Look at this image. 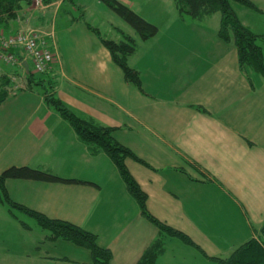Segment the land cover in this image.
Segmentation results:
<instances>
[{"label":"crops","instance_id":"0c3cea01","mask_svg":"<svg viewBox=\"0 0 264 264\" xmlns=\"http://www.w3.org/2000/svg\"><path fill=\"white\" fill-rule=\"evenodd\" d=\"M125 2L159 27V34L141 42L129 59L146 94L125 80L99 38L74 22L57 30L61 62L54 71L61 77L60 98L82 116L115 127V139L147 163L125 160L155 217L190 236L201 250L191 247L208 261L226 258L264 224V77L250 73L251 86L235 46L217 35L219 23L182 21L174 12L159 26L137 9L136 0ZM232 7L244 25L261 29L258 19L249 23L239 13H248L246 6L233 2ZM28 9L23 24L11 21L12 30L24 24L47 27L50 10ZM11 95L20 97L16 107L0 105V172L31 165L92 182L9 179L11 198L98 235L97 222H107L110 232L102 245L112 250L113 262L135 264L159 229L141 215L110 157L91 154L39 93ZM69 159L80 171L64 176ZM102 162L113 165L115 184L103 181ZM92 166L95 171L84 172ZM0 205V215L9 213Z\"/></svg>","mask_w":264,"mask_h":264},{"label":"trees","instance_id":"16d2710c","mask_svg":"<svg viewBox=\"0 0 264 264\" xmlns=\"http://www.w3.org/2000/svg\"><path fill=\"white\" fill-rule=\"evenodd\" d=\"M57 1L60 3L55 12L51 10L49 17L47 16L49 18L47 27L30 28L25 24L18 27L20 23L26 20L22 13L26 7L29 8L28 11L30 12L33 9H40L41 12H44L46 9L50 10L52 4ZM65 1L42 0L45 7L37 8L35 0H0V23L7 27V29L0 27V36L8 40L25 35L33 29L47 31L50 32V35L45 36V48L54 54L50 68L43 73H37L34 71V67H31L33 66L31 64L32 58L26 55L22 45L6 47L0 44V53L12 54L15 60L13 63L7 62L0 57V105L10 94H16L20 91L38 92L43 96L47 105L72 126L77 137L88 146L91 154L103 152L110 157L127 190L137 202L141 215L159 229V235L148 245L135 264H156L157 258L166 249L167 237H178L184 243L201 250L190 236L164 223L148 210L147 194L128 169L125 160L132 158L137 162L146 165L147 163L129 147L115 139L113 136L115 127L103 125L90 116H82L56 95L55 87L59 78L54 68L58 67L56 64H60L61 55L55 21L56 11L59 12L62 3ZM232 1L262 12L253 0H174V7L180 20L187 22L205 23L208 17L219 12L220 21L217 35L224 42L235 46L239 67L247 75L251 86L254 87L250 73H257L264 77V49L261 45V42H264V33H257L249 26L244 25L232 7ZM99 2L120 16L133 28L139 38L119 26H115L119 36L108 37L102 34L97 26L87 21L83 13L78 16L72 15L69 24L74 22L85 24L109 50L113 61L122 69L125 80L146 94L142 85L141 73L130 64L129 59L138 50L141 42H148L159 34V27L122 0H99ZM22 17L23 21L18 22L17 20ZM11 21H16L15 24L18 25L16 30H12ZM40 45H42L41 48H44V41H41ZM24 58H28L30 65L28 70L20 64ZM20 77L26 81L24 87H16L15 81ZM9 179L83 184H92V182L79 178L63 177L31 165H12L0 172V203L8 207L11 216L18 220L24 229H31V227L19 218L18 212L26 213L38 222L40 229L46 232L44 239L57 240L62 238L87 248L91 254L90 264H115L112 250L97 243V234L68 220L50 218L44 213L12 199L6 187ZM62 259L67 260L66 257ZM212 259L223 264H264V224L256 229V237L242 243L230 256L226 258L212 257Z\"/></svg>","mask_w":264,"mask_h":264},{"label":"rangeland","instance_id":"374dc122","mask_svg":"<svg viewBox=\"0 0 264 264\" xmlns=\"http://www.w3.org/2000/svg\"><path fill=\"white\" fill-rule=\"evenodd\" d=\"M122 1L125 2L126 0ZM136 2L137 9H139L141 12L147 13L148 17L153 19V21L156 22L158 25L159 23H164V21L169 18L171 13L176 12L173 0H136ZM233 2L234 1H232V3ZM257 3L258 5H260V7L264 8V0H257ZM58 4V1L53 3L50 11L54 10L55 12ZM246 8H248V13H239H241L242 17L246 18L249 23H253L256 21V19H258L259 22L262 24L260 26L261 29H253L254 31H260L264 33V12L256 11L250 7ZM34 10V12H36L37 14L41 12L40 9ZM81 13L84 14V17L87 21L97 26L102 32V34L108 37L119 36L118 31L115 28V26H119L125 31L130 32L131 34L139 38L137 33L133 30V28L130 27V25H128L123 19H121L120 16H118L111 9L106 7L104 4L100 3L99 0H66L65 2H63L59 12L56 11V29L59 31L60 29L64 28L67 24H69L72 15L78 16ZM249 14H252L254 17L247 18ZM207 20L212 23L216 22L218 24L220 21V13H215L214 15L208 17ZM17 21L22 22L23 17L21 19L19 18ZM21 24L23 23H20V25ZM81 24V26H85L83 25V23ZM0 27H4L5 29H7V27L3 26V24L1 23ZM263 43L264 42H261V45ZM58 78V84L55 89L57 91L56 95L60 97V93L58 90L61 79L60 75H58ZM15 83L16 87H24L26 85V81L23 77L17 78ZM62 92L63 91H61V93ZM19 98L20 97L16 95L9 96L7 102L4 101L1 105L2 108L16 107L13 104L14 102H17ZM53 112L56 113L54 109ZM66 165L67 170L63 172L64 176L70 173L71 171H74V169L75 171H80L79 165L75 166V163L70 159L64 164L63 170L66 168ZM112 166L102 162L100 166H98L100 168H98V171L102 175L103 181H111L115 184L114 181L116 180L115 178H113L112 174L114 167ZM86 169L92 172L95 171L96 167H85L84 172L86 171ZM4 206L8 209L6 205ZM18 215L21 220L26 222L31 227V229H23V227H21V225L19 224V221L13 218L9 213L4 212L3 215H0V264H86L85 262L91 261V254L87 248L76 245L75 243L62 238H59L57 240L44 239L46 232L40 229L38 222L33 217L23 212H18ZM107 225L108 223L104 221L97 222L96 231L100 232V235L97 234V243L100 246H103L102 244L107 243L108 232H110V229ZM83 228L85 227L83 226ZM175 246L179 249L182 247L186 251L181 253L180 250L175 249ZM36 250H38L39 252L35 256H32L31 253ZM180 254H182V256ZM28 256L30 258L26 259L28 258ZM52 256H66L69 258L70 261L65 262L63 260L61 261L57 259H52ZM130 263L132 264V261H130ZM156 264L223 263L217 260L208 261L206 257L199 253L198 250L191 247V245L184 243L178 237H170L167 241V252L157 258Z\"/></svg>","mask_w":264,"mask_h":264},{"label":"built area","instance_id":"2783aa9c","mask_svg":"<svg viewBox=\"0 0 264 264\" xmlns=\"http://www.w3.org/2000/svg\"><path fill=\"white\" fill-rule=\"evenodd\" d=\"M35 6L37 8H44L42 0H35ZM50 35V32L35 30L33 29L25 35H20L15 38H10L8 40L0 36V44L3 46L10 45H22L26 55L32 58V63L34 66V71L37 73H43L50 68L51 62L53 61L54 54L45 48V36ZM44 41V48H41L40 42ZM2 57L7 62H15L12 54L0 53ZM22 64V62L20 63ZM23 65V64H22Z\"/></svg>","mask_w":264,"mask_h":264},{"label":"water","instance_id":"95a60500","mask_svg":"<svg viewBox=\"0 0 264 264\" xmlns=\"http://www.w3.org/2000/svg\"><path fill=\"white\" fill-rule=\"evenodd\" d=\"M24 65H25L26 69L28 70V63H27V61L24 62Z\"/></svg>","mask_w":264,"mask_h":264}]
</instances>
